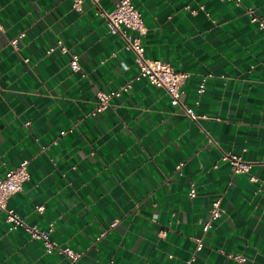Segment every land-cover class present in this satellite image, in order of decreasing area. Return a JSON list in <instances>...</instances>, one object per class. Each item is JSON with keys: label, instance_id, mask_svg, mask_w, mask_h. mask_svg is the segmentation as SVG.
<instances>
[{"label": "crops", "instance_id": "0c3cea01", "mask_svg": "<svg viewBox=\"0 0 264 264\" xmlns=\"http://www.w3.org/2000/svg\"><path fill=\"white\" fill-rule=\"evenodd\" d=\"M75 1L0 0V174L29 160L8 207L54 223L52 239L81 256L47 253L0 211V264H264V28L248 12L264 17V0H133L145 55L189 73L181 101L198 119L136 78L98 13L120 0ZM127 83L94 113L98 91ZM228 151L250 171L235 172Z\"/></svg>", "mask_w": 264, "mask_h": 264}, {"label": "built area", "instance_id": "2783aa9c", "mask_svg": "<svg viewBox=\"0 0 264 264\" xmlns=\"http://www.w3.org/2000/svg\"><path fill=\"white\" fill-rule=\"evenodd\" d=\"M236 1L238 3L240 2V0ZM81 2L82 0H76L74 2V7L76 9H81ZM95 2L98 3V0H95ZM248 12L251 15V19L253 21H258L260 26L264 28V17L257 14L252 8L249 9ZM98 13L106 18L109 32L122 37L124 47L134 54V60L139 67L136 78H145L150 83L165 88L171 95L173 104L182 106L191 118L198 119L200 116L196 113L195 109L181 101L182 85L189 77V73L177 70L162 59H152L145 55V46L142 42V36L146 33V26L143 21L142 13L134 4L133 0H120L111 11H105L100 8ZM23 35L24 33H21L20 36ZM17 42L18 37L12 39L14 45H16ZM57 47L63 52L68 51V46L62 40H59ZM57 47H50L48 52L53 51ZM70 64L74 70L81 68L79 55L77 53H72ZM205 80L206 78H203L200 85V93L204 91ZM130 86L131 83H127L115 91H98L94 113L104 111L109 106L113 96H120L122 92L128 90ZM222 159L227 161L235 172L248 173L250 171L251 163L242 156L231 151L224 152L222 154ZM30 176L28 159H24L14 168L7 169L4 175L0 174V211L6 213V220L10 223L12 229L21 227L28 232L32 238L41 240L47 253L58 250L59 253L67 256L72 263L75 262L79 259L81 254L74 251L71 247L61 246L52 239L51 235L54 231V223H50L46 228H40L37 225L27 223L17 211L8 207L7 202L9 197L19 191L23 184L30 179ZM254 178V176L251 177V179ZM196 192V186L193 184L189 195L194 197ZM220 204V199H215L212 203L211 213L214 219L222 215ZM44 208L45 206L43 204L37 205L39 211L44 210ZM114 225H116V222H113L111 226ZM204 229H209V223L205 224ZM105 232L106 231H104L103 234H105ZM202 248L203 241L197 239V250H201ZM234 257L241 263L245 262V257L242 254H236ZM190 263L191 261L188 262V264Z\"/></svg>", "mask_w": 264, "mask_h": 264}]
</instances>
